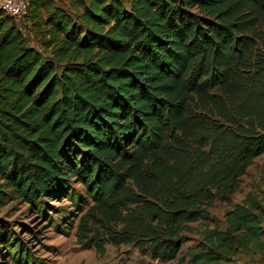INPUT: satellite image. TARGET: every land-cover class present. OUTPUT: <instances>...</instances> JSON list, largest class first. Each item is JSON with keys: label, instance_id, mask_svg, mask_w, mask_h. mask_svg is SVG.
Masks as SVG:
<instances>
[{"label": "trees", "instance_id": "16d2710c", "mask_svg": "<svg viewBox=\"0 0 264 264\" xmlns=\"http://www.w3.org/2000/svg\"><path fill=\"white\" fill-rule=\"evenodd\" d=\"M26 2L20 28L0 10V209L83 200L75 235L99 253L263 256L264 189L210 209L264 154V0ZM13 230L0 218V244L34 264Z\"/></svg>", "mask_w": 264, "mask_h": 264}, {"label": "rangeland", "instance_id": "374dc122", "mask_svg": "<svg viewBox=\"0 0 264 264\" xmlns=\"http://www.w3.org/2000/svg\"><path fill=\"white\" fill-rule=\"evenodd\" d=\"M59 2L63 6L67 5L65 0ZM24 32L27 39H32V33L28 35L27 30ZM71 188L82 197L85 196L82 186L73 182ZM262 189L264 154L257 157L247 168L237 190L225 200L217 201L211 207L210 213L222 220L225 210L239 203L248 192L259 193ZM43 201L47 204L45 216L36 212L33 206L13 199H7L0 209V218L14 229L16 239L32 254L34 264H168L153 259L146 250L133 244L106 243L104 253H99L93 246L79 243L75 231L81 211L86 208L84 201L80 200L77 205L65 196L45 198ZM262 224L264 226V220ZM190 225L200 227L199 223ZM187 237L188 240L181 246L180 254H184L187 247L194 244L198 234L187 233ZM0 246V264H23L10 256L6 245ZM236 258H239L240 264H264V255L255 254L252 261L242 254Z\"/></svg>", "mask_w": 264, "mask_h": 264}, {"label": "built area", "instance_id": "2783aa9c", "mask_svg": "<svg viewBox=\"0 0 264 264\" xmlns=\"http://www.w3.org/2000/svg\"><path fill=\"white\" fill-rule=\"evenodd\" d=\"M0 10L20 28L27 14V2L26 0H0Z\"/></svg>", "mask_w": 264, "mask_h": 264}, {"label": "crops", "instance_id": "0c3cea01", "mask_svg": "<svg viewBox=\"0 0 264 264\" xmlns=\"http://www.w3.org/2000/svg\"><path fill=\"white\" fill-rule=\"evenodd\" d=\"M54 2H55V4L57 5V6H60V7H66V6H68V7H70L71 6V3H72V1L73 0H65L66 1V3H67V5H65V6H63V5H61V3L59 2V0H53ZM69 3V4H68Z\"/></svg>", "mask_w": 264, "mask_h": 264}]
</instances>
